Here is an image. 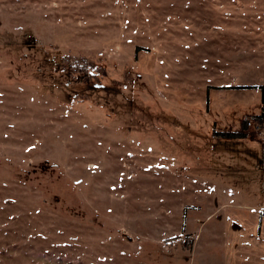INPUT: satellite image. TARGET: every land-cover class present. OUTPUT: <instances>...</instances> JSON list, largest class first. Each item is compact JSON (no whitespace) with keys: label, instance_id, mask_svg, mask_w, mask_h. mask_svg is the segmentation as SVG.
<instances>
[{"label":"rangeland","instance_id":"374dc122","mask_svg":"<svg viewBox=\"0 0 264 264\" xmlns=\"http://www.w3.org/2000/svg\"><path fill=\"white\" fill-rule=\"evenodd\" d=\"M245 115L264 0H0V264H264V148L211 141Z\"/></svg>","mask_w":264,"mask_h":264},{"label":"trees","instance_id":"16d2710c","mask_svg":"<svg viewBox=\"0 0 264 264\" xmlns=\"http://www.w3.org/2000/svg\"><path fill=\"white\" fill-rule=\"evenodd\" d=\"M64 56H66V58H68V60H67L65 65L60 66V69L61 70L65 69V71L67 73H70V74L73 73V74L77 75L79 77L78 80L84 83V84H81L78 82V85L80 87H83L86 84V80L87 81L90 80L89 82H87L88 86H91V85L94 86L96 84L100 85V86H105L104 83H106V82H104V80H103L104 78L100 77L101 75H103L102 74L103 70L102 69L98 70L99 66L94 64L93 61H89L84 57H77V56H70V55H64ZM52 58H53V55L50 57V59L53 60ZM63 59H65V58H63ZM127 80H128V78H126V76L123 77V75H121L120 80H118V82H124L127 84ZM52 86H53V84H50V83L46 84V87L49 90L52 88ZM235 87L236 88H249L251 86H249V85H238ZM87 92L88 91L85 89L84 91L80 92L79 94L74 93V95L77 97H83V95L86 94ZM119 93H122V92H119ZM248 120L261 121V116H259V115H245L244 118L240 121V125H241L240 127H242V128H240V131L239 130H230V129H221V130L220 129H217V130L214 129L212 131V134H211V137L214 141L213 140H211V141L215 142V143L217 140L220 141V143H222L223 141L235 142V140L245 138L246 133L242 132V129L245 127L246 122ZM250 136L253 137L264 148V142L263 141L258 140L255 136H252V135H250ZM222 144H224V143H222ZM253 151H254L253 155L256 158L257 164L258 165L261 164L262 163L261 153H259L257 150H254V149H253ZM256 153H257V155H256ZM233 157H238V156L236 155ZM252 165H253V162H252L251 166ZM251 171H253V170H251ZM251 173H253V172H251ZM252 177H254V174L252 175ZM263 214H264V208H263ZM180 247H184V244L181 242H180Z\"/></svg>","mask_w":264,"mask_h":264},{"label":"built area","instance_id":"2783aa9c","mask_svg":"<svg viewBox=\"0 0 264 264\" xmlns=\"http://www.w3.org/2000/svg\"><path fill=\"white\" fill-rule=\"evenodd\" d=\"M242 132H245L248 136H255L258 140L264 142V121L248 120Z\"/></svg>","mask_w":264,"mask_h":264},{"label":"water","instance_id":"95a60500","mask_svg":"<svg viewBox=\"0 0 264 264\" xmlns=\"http://www.w3.org/2000/svg\"><path fill=\"white\" fill-rule=\"evenodd\" d=\"M47 164H48V161L47 160H44L43 162H41L40 163V166H47ZM55 169H52V171H54ZM60 175H61V172H59L57 175H56V179L57 180H60ZM217 218L219 219L220 218V216H217ZM124 235V237L128 240V241H132L133 240V238L131 237V236H129V235H127V234H123ZM136 240H139V238L137 237L136 238Z\"/></svg>","mask_w":264,"mask_h":264},{"label":"flooded vegetation","instance_id":"af4514ba","mask_svg":"<svg viewBox=\"0 0 264 264\" xmlns=\"http://www.w3.org/2000/svg\"><path fill=\"white\" fill-rule=\"evenodd\" d=\"M39 168H40V172H42V173H47V172H48L49 175L51 176V166H50V168H47V169H46V168H45V169H44V168L42 169L41 167H39ZM36 169H38V168H37V167H34V168H33L34 171H35Z\"/></svg>","mask_w":264,"mask_h":264}]
</instances>
